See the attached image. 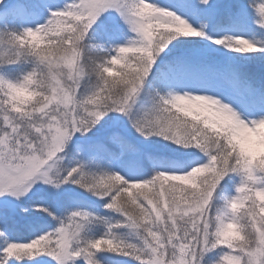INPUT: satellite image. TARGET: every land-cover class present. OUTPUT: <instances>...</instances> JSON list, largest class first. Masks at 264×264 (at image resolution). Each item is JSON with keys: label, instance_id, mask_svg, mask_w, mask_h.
I'll return each mask as SVG.
<instances>
[{"label": "snow or ice", "instance_id": "obj_1", "mask_svg": "<svg viewBox=\"0 0 264 264\" xmlns=\"http://www.w3.org/2000/svg\"><path fill=\"white\" fill-rule=\"evenodd\" d=\"M0 264H264V0H0Z\"/></svg>", "mask_w": 264, "mask_h": 264}]
</instances>
